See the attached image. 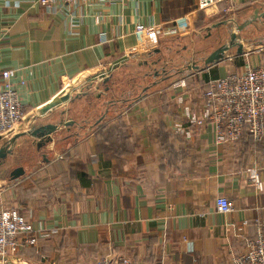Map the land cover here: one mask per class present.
<instances>
[{"label": "crops", "instance_id": "crops-1", "mask_svg": "<svg viewBox=\"0 0 264 264\" xmlns=\"http://www.w3.org/2000/svg\"><path fill=\"white\" fill-rule=\"evenodd\" d=\"M200 4L86 0L47 10L31 0H0V70L14 72L26 110L4 140L25 135L0 167V209L18 211L36 230L56 231L22 238L11 264L120 257L133 264H232L248 250L264 221V142L259 148L247 140L217 143L210 123L197 126L188 116H202L209 81L264 65V50L232 51L202 70L189 64L203 55L212 26L228 29L225 18L254 23L264 0ZM154 25L177 34H136L138 26ZM172 42L190 46L183 51L186 73L164 70L151 90L133 84L113 99L117 73L147 66ZM103 74L93 91L85 86ZM65 95L68 100L41 113ZM60 123L42 147L27 134ZM19 168L24 174L11 180ZM220 198L233 204L232 213L217 211ZM29 238L36 243L27 244Z\"/></svg>", "mask_w": 264, "mask_h": 264}, {"label": "built area", "instance_id": "built-area-1", "mask_svg": "<svg viewBox=\"0 0 264 264\" xmlns=\"http://www.w3.org/2000/svg\"><path fill=\"white\" fill-rule=\"evenodd\" d=\"M86 0H31L34 4L51 10L55 5L71 4ZM223 0H200L201 9ZM136 34L143 37H170L177 30H165L161 26H138ZM14 72L0 70V138L8 139L26 118V110L12 84ZM67 87V86H66ZM204 111L201 117L189 115L197 126L210 123L214 127L217 143H237L245 135L255 141L264 139V65H249L242 72H230L224 77L209 81L204 90ZM258 181V179H256ZM258 185L262 184L258 182ZM217 211L230 214L233 204L225 198L217 201ZM38 231V232H37ZM38 233L47 238L55 230H36L32 223L14 209H0V264L10 260L20 249V240ZM35 238L26 243L33 245ZM94 264H133L127 258H103ZM232 264H264V221L256 224V236L248 250L233 258Z\"/></svg>", "mask_w": 264, "mask_h": 264}, {"label": "rangeland", "instance_id": "rangeland-1", "mask_svg": "<svg viewBox=\"0 0 264 264\" xmlns=\"http://www.w3.org/2000/svg\"><path fill=\"white\" fill-rule=\"evenodd\" d=\"M259 19L260 20L255 21L251 25H248L240 34L242 39L246 43V48H245L246 54L247 53L249 54L255 50H264V18H259ZM224 22L227 23V24H225L226 26L231 25V27L241 25L244 23L242 21V22H237L235 24L233 21H231L227 18L224 19ZM231 27H229L228 29L227 28H220L218 30L212 29L211 33H213V35H214V36H212V34H211L212 40H210V42H208L204 46L205 51H204L202 56L198 55V57H197V54L194 55L195 57L193 59L196 60L197 63L195 61L192 64L203 67V59L206 58V57H204V54L206 55L208 52L212 51L213 48L218 47L219 45L226 43L229 39L228 30ZM207 35H208V33H207ZM203 37H205V36H203ZM176 43H178V42H176ZM162 47L164 49V50H162L163 53L160 52V54H155L152 57V60H150V63L148 62L147 66H143L140 68L134 67L125 73L124 72L123 73H121V72L117 73L115 75L114 79L118 78V82H117L116 86H118L120 88L115 89V87H112V89H111L112 93L109 92L108 90L107 91L103 90L102 92H104L105 94H108V96H109V93H111V96L114 97L113 99H115V97L120 96L119 94L121 93V91L126 92L128 89H130V87H133V84L139 85V86L141 85L143 87L148 86L149 87L148 91L151 90L154 82H156L157 77H158V76H156V74L157 75L163 74L164 70L166 72L168 70H171V74H176L178 71H183V73H186V72H184V70L188 67V51L187 52H183V51H184V49L188 50L190 48V46L188 48V45L186 46V44L177 45V44H175V42H172L169 44H164ZM167 49H172V51L175 52V54L171 55L170 52L169 53L167 52L168 51ZM180 55L182 56V60L179 62L178 60L180 59ZM105 76H106V74H103V75L97 76V78H91L86 82L88 84H86L85 86L89 87L90 90L93 91L95 89L94 85L98 83V80L99 81L101 79L103 80V78ZM83 85H81V86H83ZM105 101H106V99H105ZM77 106L81 107L80 105H77ZM241 141H243V140H241ZM7 174L8 173L6 172L5 175H3V179L4 178L8 179ZM6 182L8 183V180H6Z\"/></svg>", "mask_w": 264, "mask_h": 264}, {"label": "water", "instance_id": "water-1", "mask_svg": "<svg viewBox=\"0 0 264 264\" xmlns=\"http://www.w3.org/2000/svg\"><path fill=\"white\" fill-rule=\"evenodd\" d=\"M264 18V11L261 14L256 13L255 19ZM252 20L246 21L241 25L232 26L228 30L229 39L226 43L222 44L220 47L215 49L212 53H210L206 58L203 59V67H200L198 65H193V69L195 70H202L205 67L213 66L216 64H219L220 62L224 61L228 55L233 51L236 53L237 56H243L245 53L246 43L241 37V32L248 26L252 24ZM227 24L226 22L223 23V25ZM221 23L215 24L212 26V29H216L221 27ZM210 31V30H209ZM191 68V67H190ZM69 96H64L62 100H57L54 102V104L48 106L44 110H42V114L45 112H48L55 106H58L60 102L63 100H68ZM64 123V122H63ZM63 123L60 124H47L44 126H39L37 128H34L31 132L27 133L28 135L32 136L33 138L39 139L41 142L38 144L39 147L45 146L46 143L52 142L51 135L54 134L56 131L59 130V126L63 125ZM67 123V122H66ZM72 124V122H70ZM23 135L16 136L7 142L4 141L2 138H0V167L3 166L6 162V159L13 154L14 147L16 145V140ZM24 174V169H16L12 176L11 180L18 179L20 176Z\"/></svg>", "mask_w": 264, "mask_h": 264}, {"label": "trees", "instance_id": "trees-1", "mask_svg": "<svg viewBox=\"0 0 264 264\" xmlns=\"http://www.w3.org/2000/svg\"><path fill=\"white\" fill-rule=\"evenodd\" d=\"M242 140H247V141H249V143L252 142V143L255 144L258 148L261 147V144L264 142V139L261 140V141H255V140H253V138H251V137L248 136V135H245V137H244Z\"/></svg>", "mask_w": 264, "mask_h": 264}]
</instances>
